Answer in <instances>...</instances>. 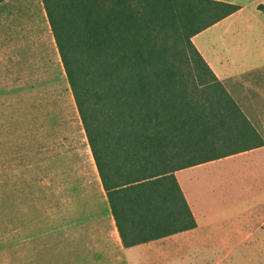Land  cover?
I'll list each match as a JSON object with an SVG mask.
<instances>
[{
	"label": "trees",
	"instance_id": "16d2710c",
	"mask_svg": "<svg viewBox=\"0 0 264 264\" xmlns=\"http://www.w3.org/2000/svg\"><path fill=\"white\" fill-rule=\"evenodd\" d=\"M6 0H0V2ZM112 209L150 232L195 222L173 172L262 145L191 37L237 11L220 0H41ZM124 240V239H123Z\"/></svg>",
	"mask_w": 264,
	"mask_h": 264
},
{
	"label": "crops",
	"instance_id": "0c3cea01",
	"mask_svg": "<svg viewBox=\"0 0 264 264\" xmlns=\"http://www.w3.org/2000/svg\"><path fill=\"white\" fill-rule=\"evenodd\" d=\"M220 1L240 8L191 41L262 145L174 171L195 224L181 230V221L164 218L158 223L155 218V230L166 234L147 241L133 243L151 227L134 222L123 205L117 207L121 238L98 174V184L70 186L64 190L61 225L37 234L31 264H264V0ZM243 16L248 19L240 29L256 36L245 41L253 49L241 59L233 56L231 40L240 32L236 22ZM235 155L240 169L204 168ZM231 189L239 190L240 203L223 202ZM215 198L220 199L213 204Z\"/></svg>",
	"mask_w": 264,
	"mask_h": 264
},
{
	"label": "rangeland",
	"instance_id": "374dc122",
	"mask_svg": "<svg viewBox=\"0 0 264 264\" xmlns=\"http://www.w3.org/2000/svg\"><path fill=\"white\" fill-rule=\"evenodd\" d=\"M247 19L236 22L240 32L231 40L241 59L256 36L240 29ZM239 159L204 168L234 171ZM83 184H98L97 172L41 0L2 1L0 264H31L37 234L61 225L64 190ZM223 195L225 204L240 203L238 189Z\"/></svg>",
	"mask_w": 264,
	"mask_h": 264
}]
</instances>
